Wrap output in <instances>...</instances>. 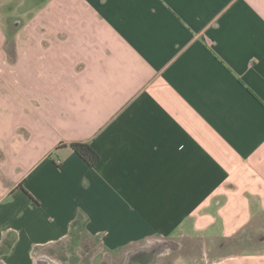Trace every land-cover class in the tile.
<instances>
[{
    "label": "crops",
    "instance_id": "0c3cea01",
    "mask_svg": "<svg viewBox=\"0 0 264 264\" xmlns=\"http://www.w3.org/2000/svg\"><path fill=\"white\" fill-rule=\"evenodd\" d=\"M32 22L0 43V264H48L73 224L129 264H264V0H47ZM173 240L202 248L150 250Z\"/></svg>",
    "mask_w": 264,
    "mask_h": 264
},
{
    "label": "rangeland",
    "instance_id": "374dc122",
    "mask_svg": "<svg viewBox=\"0 0 264 264\" xmlns=\"http://www.w3.org/2000/svg\"><path fill=\"white\" fill-rule=\"evenodd\" d=\"M47 0H0V43L5 41H11L16 39L19 34V26H22V32L27 36V30H33L35 23L32 22L33 16L37 9V5H42L43 2ZM32 18V19H31ZM24 21L22 22V20ZM6 48L0 47V82L4 83L5 74L4 66L6 63H10L11 54H6ZM70 227V226H69ZM77 228V229H76ZM79 226L77 224L71 225L70 231L62 239L54 241L55 243H50L45 246V251L49 253L53 258L48 259V264H129V257L120 255L115 252L113 255H104L102 251H98V246L91 241L85 240L83 235H81ZM80 235L83 236L80 238ZM152 244L150 250L155 249L158 252H164L166 250L176 249V247L188 248H202V243L196 240H173L170 243ZM91 246L90 250H93V255H87L81 248H89L87 245ZM145 244V241L139 243L137 248ZM86 245V246H85ZM140 246V248H139ZM207 246V245H206ZM209 246V245H208ZM132 248V247H131ZM196 250V249H195ZM132 254V253H130ZM211 254V251H210ZM129 258V259H128ZM56 259V260H55Z\"/></svg>",
    "mask_w": 264,
    "mask_h": 264
},
{
    "label": "trees",
    "instance_id": "16d2710c",
    "mask_svg": "<svg viewBox=\"0 0 264 264\" xmlns=\"http://www.w3.org/2000/svg\"><path fill=\"white\" fill-rule=\"evenodd\" d=\"M69 146L91 166L99 160L98 153L88 142H71Z\"/></svg>",
    "mask_w": 264,
    "mask_h": 264
}]
</instances>
